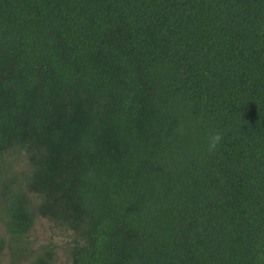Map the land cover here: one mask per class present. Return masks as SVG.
<instances>
[{
	"label": "trees",
	"instance_id": "16d2710c",
	"mask_svg": "<svg viewBox=\"0 0 264 264\" xmlns=\"http://www.w3.org/2000/svg\"><path fill=\"white\" fill-rule=\"evenodd\" d=\"M38 217L65 264H264V0H0L11 264Z\"/></svg>",
	"mask_w": 264,
	"mask_h": 264
},
{
	"label": "rangeland",
	"instance_id": "374dc122",
	"mask_svg": "<svg viewBox=\"0 0 264 264\" xmlns=\"http://www.w3.org/2000/svg\"><path fill=\"white\" fill-rule=\"evenodd\" d=\"M2 229L0 236H3ZM28 242H31V248L37 249L41 245L51 244L57 251V264H65L68 262L66 256V246L70 240V233L57 227L54 223L43 217H38L31 232L27 236ZM10 255L5 250L0 253V264H11Z\"/></svg>",
	"mask_w": 264,
	"mask_h": 264
},
{
	"label": "clouds",
	"instance_id": "9594fccd",
	"mask_svg": "<svg viewBox=\"0 0 264 264\" xmlns=\"http://www.w3.org/2000/svg\"><path fill=\"white\" fill-rule=\"evenodd\" d=\"M222 139V135L220 133H214L210 135L208 140V149L210 152L215 151Z\"/></svg>",
	"mask_w": 264,
	"mask_h": 264
}]
</instances>
